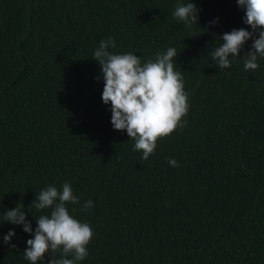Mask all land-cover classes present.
I'll return each instance as SVG.
<instances>
[{
  "label": "trees",
  "instance_id": "1",
  "mask_svg": "<svg viewBox=\"0 0 264 264\" xmlns=\"http://www.w3.org/2000/svg\"><path fill=\"white\" fill-rule=\"evenodd\" d=\"M178 2L189 0H0V264H30L33 238L3 213L23 204L35 230L50 210L28 205L66 181L80 198L69 211L95 233L81 264H264V58L244 70L249 40L229 68L208 66L225 32L251 31L244 10L191 0L199 19L186 27ZM109 37L142 59L175 47L190 93L187 127L146 161L101 99L92 54Z\"/></svg>",
  "mask_w": 264,
  "mask_h": 264
},
{
  "label": "clouds",
  "instance_id": "2",
  "mask_svg": "<svg viewBox=\"0 0 264 264\" xmlns=\"http://www.w3.org/2000/svg\"><path fill=\"white\" fill-rule=\"evenodd\" d=\"M244 10L243 22L250 26L225 32L223 43L216 47L210 56L215 68H229L235 57H241V50L251 40V50L242 57L244 70L254 71L259 67L258 58H264V0H236ZM200 9L191 2H178L172 13L173 19L183 22L186 27L197 24ZM219 18L210 21L216 24ZM114 38L102 39L95 48L92 58L99 62L104 87L101 99L105 105L111 104V124L114 130L125 131L129 139L135 141L133 151H142L141 159L146 161L155 154L157 141L168 137L177 129L187 127L185 119L190 108V93L185 90L182 71L175 70V47L166 52H157L154 58L142 59L132 51L114 53ZM231 56V59L229 58ZM97 79H100L98 76ZM172 167H179L175 159L169 158ZM72 185L64 182L61 188L55 185L44 187L28 205V212L35 208L47 214L34 218L36 228L27 219L25 206L18 203L15 208L3 213V221L22 225L23 231L33 236L27 240L24 259L30 264L44 261L49 255L48 264H81L87 256L88 244L94 238V230L87 221H80L68 209V204H78ZM94 207L89 199L81 205V211ZM73 212L75 209L72 210ZM16 235L14 230L3 236L9 244ZM16 248L15 244H10ZM57 254H59L57 258Z\"/></svg>",
  "mask_w": 264,
  "mask_h": 264
}]
</instances>
